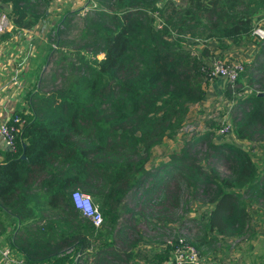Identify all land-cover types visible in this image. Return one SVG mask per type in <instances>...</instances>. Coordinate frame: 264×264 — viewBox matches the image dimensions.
<instances>
[{"label": "trees", "instance_id": "16d2710c", "mask_svg": "<svg viewBox=\"0 0 264 264\" xmlns=\"http://www.w3.org/2000/svg\"><path fill=\"white\" fill-rule=\"evenodd\" d=\"M5 1L7 16L23 28L43 18L48 5ZM92 1L88 10H67L47 33L24 96L27 108L14 123L15 148L0 164V220H29L13 239L24 263L166 264L171 245L153 244L168 236L208 258L227 247L221 241L251 238L252 205L264 209V165L249 147L214 140L213 120L147 164L152 147L176 134L205 93L210 71L203 56L186 48V36L203 44H256L223 92L234 100L230 131L264 157V37L251 35L264 0ZM200 52L208 54L205 46ZM75 189L97 205L99 226L73 206ZM138 201V211L128 205ZM192 203L204 212L189 217L196 228L188 235L178 230ZM93 244L92 262H79Z\"/></svg>", "mask_w": 264, "mask_h": 264}, {"label": "crops", "instance_id": "0c3cea01", "mask_svg": "<svg viewBox=\"0 0 264 264\" xmlns=\"http://www.w3.org/2000/svg\"><path fill=\"white\" fill-rule=\"evenodd\" d=\"M73 9L82 12L80 0H48L45 16L33 26L29 28L16 27L9 18V28L0 31V122H6L10 117L22 110V108L26 110L27 102L24 96L31 86L37 63L44 52V44L47 42L46 35L49 30H54L55 25L58 23L63 13ZM0 12L9 13L10 2L0 0ZM258 24L261 26L264 25V17L258 20ZM195 43L198 44V42ZM207 43V46H210V51L213 54L218 55L225 61L240 60L245 66L250 62L257 50V46L252 40L235 44L227 39L223 40L221 43H218L215 39H208ZM212 82L213 88L217 91L216 97H218L220 96V91L223 89L222 86L225 85L226 82L220 77L214 79ZM244 90L246 91L247 89L245 88ZM215 107V103L210 105V99L204 93L199 101L189 106L185 120L199 115H201L200 117L205 116V119H208L211 115L208 114V112H210L209 109H214ZM203 122L204 121H201V124L197 126L200 131L203 130L204 127L207 128L206 125L203 127ZM191 123L192 122H190V124ZM227 135L222 136L224 140L233 141L237 144L239 143L243 147L247 146L251 152L256 151L258 153L257 149H254L255 146L253 143L245 139H239L232 131H229ZM9 153L8 146L0 137V164L6 162ZM260 154L262 155V151ZM21 155L23 156V154H20V156ZM252 208H254V214L253 217H251V224L254 223L252 218L258 219V221H255L257 224H253L255 230L254 235L251 238L240 241L233 239L235 244L239 242H250L247 244L246 248L240 247L236 250L234 249L231 259L223 257L228 252L225 254L220 253L223 250V246L216 252H211L209 258L214 260L215 264H264V209H257L258 206L255 204L252 205ZM42 210H40V212H42ZM46 212H49V210H45L44 214H47ZM1 213L2 211H0V214ZM42 220L43 219L38 220V222ZM28 221L29 220H23L22 222V220L19 221V219L15 220L10 217L0 220V227H2V230H0V244L8 246L16 257L23 258V254L13 244V239L15 236H23V225L24 222ZM141 246L145 248L148 245L142 242ZM154 246L155 244H153V247ZM95 248V244H93L81 251L79 262H92V253L95 252ZM149 251H151V248H149ZM83 258L85 259L82 260ZM138 263L142 264L140 259H138Z\"/></svg>", "mask_w": 264, "mask_h": 264}, {"label": "rangeland", "instance_id": "374dc122", "mask_svg": "<svg viewBox=\"0 0 264 264\" xmlns=\"http://www.w3.org/2000/svg\"><path fill=\"white\" fill-rule=\"evenodd\" d=\"M184 44H185L186 48L189 49L192 53L197 54L198 56H203L204 65L206 67H208L209 71H210V76L207 79L204 80L203 89H204L205 95H207L208 98L210 99V105L212 103H215L216 107L214 109L213 108L209 109L210 112H208V114L209 115L211 114V115H210V117L208 119H205V116L204 117H200L201 115H199L197 117L185 120V118H186V116H185V118L183 120V123H182V126L179 128V130L176 132V134L174 136L164 138V139H162L161 142H159L158 144H156V145H154L152 147L151 154H150V161L147 164V165H150V166H153V164H155L158 160L164 159L165 156H167L169 154V152H171L172 150L178 148L179 145L182 143V141L189 134H192V131H197L196 128H197L198 125L201 124V121H204L203 122V126H205L207 124V122H209V120H213L212 122H215V126H213L214 129H212L213 130V138H214V140L225 141L223 139V137H222L224 135L221 134L219 136V134L217 133L218 132L217 129L222 125V123L224 121L230 122V113H231L230 111H231V106H233L232 102L234 100H230V102H229L228 97L224 94L223 91L227 87L231 88L233 86V83L231 85H228V84L225 83V85L222 86L223 89L220 91V96L216 97L217 91H216V89L213 88V86H212L213 82L212 81L214 79L218 78V77H217L216 74H214L212 72V70L209 67V65L212 66V62L217 60L216 58L222 60L223 62H225L227 64H231L233 62L236 63V62H238L240 60H237V61H227L226 60L225 61L222 58H220L218 55L213 54L210 51V46H207L208 45L207 42L205 44H203L202 42H199L198 44H196L195 41L192 38L188 37V36H186V38L184 39ZM204 46L208 50V52H207L208 54H206V55H203L200 52V50ZM244 92H245V90H244ZM188 110H189V107H188ZM187 113H188V111H187ZM190 122H192V123L190 124ZM228 133L226 132L225 135H227ZM217 137H219V138L222 137V139H218ZM227 137H228V135H227ZM254 146H255L254 149H257L258 153L256 151H252L251 158L253 160H255L260 167H262L263 164H264V157L260 154V152H261L260 148L256 144H254ZM144 185L145 184H143V186ZM128 205L133 207V209L136 210V211H138L141 208V205H140L139 201L137 202V204H132V202H129ZM144 210H146V209H144ZM180 211H182V210L178 209V212H180ZM203 212H204V207L197 208L192 203V206H191L190 210L183 211V214L185 215V217H183L182 227L178 231H180L182 229L184 231V234L192 235L193 234L192 231L196 228V222L192 221V220H189V217H192V216H199L200 217V214H202ZM252 214H254V211H252ZM252 220L254 222L252 224H257L255 221H258V219H255V218L253 219L252 218ZM170 226H174V225H170ZM141 228L143 229V227H141ZM171 232L172 233L175 232V227H174V229L171 230ZM168 238H169V242H167V244L171 245V242H170L171 236H168ZM221 243H222V245L223 244H227V245H225V246H227L226 248L222 247L223 250L220 253H224L225 254V253L228 252L225 256H223V257H227L228 259L232 258L234 249L236 250L237 248H240V247L246 248V246L248 244V243H241V242L235 244L233 242V240H228V241H226V243L221 241ZM165 244H166V242L165 243L156 242L154 248L159 249L161 247H164ZM228 248H230V249H228ZM170 249H171V247H169V256L171 255L170 254ZM226 249H228V250H226Z\"/></svg>", "mask_w": 264, "mask_h": 264}, {"label": "built area", "instance_id": "2783aa9c", "mask_svg": "<svg viewBox=\"0 0 264 264\" xmlns=\"http://www.w3.org/2000/svg\"><path fill=\"white\" fill-rule=\"evenodd\" d=\"M81 1V11L88 10L95 6L92 0H80ZM10 19L5 12H0V31L8 29L10 26ZM53 31H51L52 33ZM251 35L253 38L262 39L264 37V26L257 23L251 30ZM212 62V66L209 65L212 72L218 77L225 80L226 84L231 85L238 73L244 68V64L240 61L236 63L227 64L222 60L216 58ZM17 121V114L10 117L6 122H0V137L2 141L8 146L9 150H14L15 146L13 144V132L14 123ZM192 126V125H191ZM194 127V126H193ZM204 127V126H203ZM205 129V127H204ZM197 132L200 129L196 128ZM219 136L225 135V133L230 131V122L224 121L222 125L217 129ZM216 130V131H217ZM202 131V130H201ZM218 139H222L217 137ZM70 198L73 206L78 209L84 216L89 218V220L95 225L99 226L102 217L90 196L87 193L81 192L77 189L72 190L70 193ZM169 239L166 240V244ZM171 242L170 256L166 264H215L214 260L211 258L202 256L199 254L198 250L190 243L185 242L181 237H179L174 243ZM0 264H25L23 258L16 257L12 250L3 244H0ZM31 264H50L45 261H35Z\"/></svg>", "mask_w": 264, "mask_h": 264}, {"label": "water", "instance_id": "95a60500", "mask_svg": "<svg viewBox=\"0 0 264 264\" xmlns=\"http://www.w3.org/2000/svg\"><path fill=\"white\" fill-rule=\"evenodd\" d=\"M22 156V155H21Z\"/></svg>", "mask_w": 264, "mask_h": 264}]
</instances>
